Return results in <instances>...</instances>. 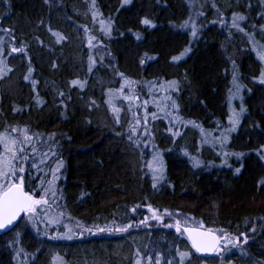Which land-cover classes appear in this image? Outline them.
<instances>
[{
  "label": "trees",
  "instance_id": "16d2710c",
  "mask_svg": "<svg viewBox=\"0 0 264 264\" xmlns=\"http://www.w3.org/2000/svg\"><path fill=\"white\" fill-rule=\"evenodd\" d=\"M250 35L264 44V0H0V132L28 129L25 189L55 192L0 234V264H264V61ZM145 207L232 243L204 258L181 231L76 233Z\"/></svg>",
  "mask_w": 264,
  "mask_h": 264
},
{
  "label": "snow or ice",
  "instance_id": "6c2138e0",
  "mask_svg": "<svg viewBox=\"0 0 264 264\" xmlns=\"http://www.w3.org/2000/svg\"><path fill=\"white\" fill-rule=\"evenodd\" d=\"M243 20H245L244 15L236 12L232 14L233 26L240 31H243V29L240 28L239 21ZM143 23L149 24L150 21L145 19ZM104 31H110V24L105 26ZM57 36H59L58 33ZM249 38L253 40V45L257 50L260 60L264 61V44H259L256 42L254 37L251 35ZM2 50V44H0V52H2ZM21 50L22 49H16L15 47L12 48L13 52ZM173 59L176 60L178 58L173 57ZM5 71H10V69L7 68V65L4 64L3 61H0V73ZM31 71L32 70L29 69V73H31ZM233 73V86L235 92L233 93L230 90V95H238L243 86L238 82V75L235 72V67L233 69ZM24 78L28 79L29 77L25 76ZM259 79L262 83H264V69L261 70ZM72 83L76 84L78 82L72 81ZM175 84V81L171 82V86L174 87ZM81 87H83V84H81ZM173 106L175 107V102H173ZM244 111L245 109L243 104H241L239 111H232V114L228 117L231 124L230 131H234L236 126L240 123V117ZM137 123H139V120ZM18 131L20 130L17 128H12V132ZM132 131L134 132L135 128H133ZM23 132L25 134L22 138L20 136H12L8 132V128H5L3 132H0V146L3 148V151H0V229H6L11 226L13 221L16 220L21 213L36 214L40 206L48 204L47 197L50 194L55 197V192L52 189L51 182L49 183L48 188L43 189L44 194L39 195V198H37V195L34 194L33 191L25 190V178L23 175L25 169L21 165L23 162L31 159V157L28 156L29 149L31 148L33 153L36 151V149L35 147H31V137L27 135L28 129L25 128ZM129 139H131V136H129ZM227 139V135H223V138L220 141L221 145H223L224 140ZM232 155L240 157L244 154L232 153ZM153 161L162 163L158 160V156H154ZM196 163L199 164L200 162L196 161ZM149 166L151 167V163ZM160 170L162 171V169ZM236 171L239 172L240 169L237 168ZM60 215H63V213ZM29 218L31 219L32 217L30 216ZM157 219H159V217H157ZM49 222L59 223L60 221L58 218H50ZM127 227H131V225H126L125 227H122L118 230L125 231ZM200 227H202V225ZM200 227H187L184 229V231L188 233V237L192 242V246L197 251H216L219 250L222 242L232 243L231 240H228L227 235L217 236L214 234L213 230L209 229L207 231H201ZM104 230L105 229H100V231ZM107 230L111 231V229ZM177 231H181L179 221H177ZM70 232L71 229H69V232L64 233L63 235L71 239ZM245 239H247V237H245ZM238 240L239 238L237 237V241ZM181 255L183 256L185 254L181 253ZM53 259L59 260L60 257L56 256ZM137 264H139V261H137Z\"/></svg>",
  "mask_w": 264,
  "mask_h": 264
},
{
  "label": "rangeland",
  "instance_id": "374dc122",
  "mask_svg": "<svg viewBox=\"0 0 264 264\" xmlns=\"http://www.w3.org/2000/svg\"><path fill=\"white\" fill-rule=\"evenodd\" d=\"M125 2L126 3L129 2V0H125ZM0 151H3L2 146H0ZM136 213L140 217V220L138 222L133 223L131 227L126 228L125 231H119V230L92 231V230L77 229L76 233L78 234L79 237L85 236V235L98 236V235H111V234H127L135 230L139 231V230H145V229H167V230H174L178 233L177 221L180 222V228L181 226L200 227L202 225L195 220L187 219L184 216L182 217L181 213L161 211L159 209L152 208V207H145L143 209L138 210ZM157 217H159V219H157ZM200 228H205V227L202 225V227ZM149 262L153 263L154 260L150 259ZM156 262H157V259L155 263Z\"/></svg>",
  "mask_w": 264,
  "mask_h": 264
},
{
  "label": "water",
  "instance_id": "95a60500",
  "mask_svg": "<svg viewBox=\"0 0 264 264\" xmlns=\"http://www.w3.org/2000/svg\"><path fill=\"white\" fill-rule=\"evenodd\" d=\"M27 213H21L16 220L13 221V224L11 226H9L8 228L6 229H0V234L4 233V232H7V231H10L12 229H14L18 223L22 220V218L26 215ZM187 227H190V226H181V231L183 232L185 238L188 240V242L190 243L192 249L194 250V252L201 256V257H204V258H210L212 256L215 255V253L218 251H212V250H208V251H197L193 246H192V242L191 240L189 239L188 237V233L184 231L185 228ZM201 231H207L208 229H203V228H200ZM215 235L219 236L217 233L214 232Z\"/></svg>",
  "mask_w": 264,
  "mask_h": 264
}]
</instances>
